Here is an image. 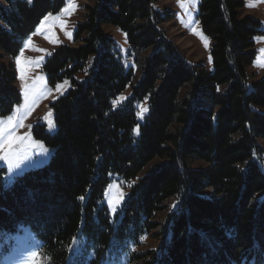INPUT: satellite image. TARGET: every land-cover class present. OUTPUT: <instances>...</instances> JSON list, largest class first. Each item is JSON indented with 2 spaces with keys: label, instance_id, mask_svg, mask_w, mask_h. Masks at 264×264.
Listing matches in <instances>:
<instances>
[{
  "label": "trees",
  "instance_id": "trees-1",
  "mask_svg": "<svg viewBox=\"0 0 264 264\" xmlns=\"http://www.w3.org/2000/svg\"><path fill=\"white\" fill-rule=\"evenodd\" d=\"M157 1L93 0L73 45L47 59L49 83L72 87L34 127L53 149L49 163L9 186L0 170V240L29 227L47 264H264V113L253 108H264V80L249 71L261 21L246 0H201L210 71L184 57L162 26L174 13L156 11ZM65 2L0 0L2 116L22 103L7 58ZM110 26L126 33L139 76L123 65ZM143 101L149 112L138 122ZM114 176L135 181L119 221L104 203ZM147 240L156 243L139 249Z\"/></svg>",
  "mask_w": 264,
  "mask_h": 264
},
{
  "label": "rangeland",
  "instance_id": "rangeland-1",
  "mask_svg": "<svg viewBox=\"0 0 264 264\" xmlns=\"http://www.w3.org/2000/svg\"><path fill=\"white\" fill-rule=\"evenodd\" d=\"M26 1L29 2V0ZM92 2L93 0H66L59 12L48 13L36 28L23 38L21 49L16 57L7 58V61L12 63L15 68L16 85L21 94L22 103L14 108L11 115L2 116L0 114V121H2L0 129L6 130L4 136L0 137V144L7 138L8 130H11L13 124L17 125L13 134L26 137L23 142H17L13 147L7 161L0 160V170L4 169V180L8 186L13 183L16 177L30 170L44 167L51 159L53 149L36 138L34 127L40 122L51 120L50 105L69 92L72 81L64 79L52 86L49 83L47 73L44 71V66L47 59L61 45H73L78 24L84 20V7L87 4H92ZM200 2L201 0H158L154 3L153 8L160 12L174 13V19L164 23L163 28L188 61L202 64L212 71V40L203 32L198 19ZM245 11L261 21L263 33L255 37L257 56L249 71L254 79L264 80V0H246ZM107 31L116 42L118 56L125 68H135L136 75L139 76L136 54L130 48L126 33L113 26L107 27ZM17 59L20 60L19 65ZM85 77L87 74L78 73L76 75L78 80H83ZM25 91L28 93L27 97L24 95ZM130 95L131 86L118 96L115 104L123 102ZM137 107L138 122H143L149 112L147 101L138 103ZM253 108L264 113V108ZM260 143L263 152L262 157L257 158L264 171V140H261ZM3 154V150H0V156ZM133 182L135 181L126 183L118 176H114L106 187L104 203L108 206L113 220L119 221L121 219L124 202ZM208 192L209 190L205 191L204 194ZM116 198H119L118 201ZM262 198H264V192L260 195V199ZM114 201L116 202L114 203ZM172 203L173 200L170 205ZM164 214V211L159 213L157 221ZM155 243V241L147 240L139 249H146ZM0 264H47V259L42 254V243L29 227H23L22 232L2 236L0 240ZM103 264H123V260L117 259Z\"/></svg>",
  "mask_w": 264,
  "mask_h": 264
},
{
  "label": "snow or ice",
  "instance_id": "snow-or-ice-1",
  "mask_svg": "<svg viewBox=\"0 0 264 264\" xmlns=\"http://www.w3.org/2000/svg\"><path fill=\"white\" fill-rule=\"evenodd\" d=\"M29 2H31V0H29ZM17 64L18 65L20 64L19 59H17ZM21 78H23L22 75H21ZM24 95L25 97H27L28 95L27 91H25ZM9 119L11 120L12 118L10 117ZM0 123H2V121H0ZM16 126H17L16 124H13L11 130H8L9 134L7 135V138L4 139V142L2 144H0V150H3V153H4L2 156H0V160L7 161L11 154V150L17 144V142H23V140L26 139V137H21V136L13 134L15 132ZM5 131H6L5 129H0V137L4 136ZM118 199L119 198H116V201H118ZM116 201H114V203ZM113 211H115L114 208H113Z\"/></svg>",
  "mask_w": 264,
  "mask_h": 264
}]
</instances>
